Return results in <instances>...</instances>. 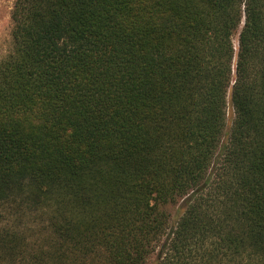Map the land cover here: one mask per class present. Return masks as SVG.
<instances>
[{"label":"trees","instance_id":"trees-1","mask_svg":"<svg viewBox=\"0 0 264 264\" xmlns=\"http://www.w3.org/2000/svg\"><path fill=\"white\" fill-rule=\"evenodd\" d=\"M11 21L0 264H264V0H15Z\"/></svg>","mask_w":264,"mask_h":264},{"label":"rangeland","instance_id":"rangeland-1","mask_svg":"<svg viewBox=\"0 0 264 264\" xmlns=\"http://www.w3.org/2000/svg\"><path fill=\"white\" fill-rule=\"evenodd\" d=\"M15 0H0V54H4L8 51L11 43V12ZM235 43L238 45V36L235 38ZM228 122L233 121L234 112L229 107ZM232 123V122H231ZM183 208V202L178 201L176 203L167 204L165 210L170 216V224H174L176 218L180 214ZM159 247L154 251V253L148 258L145 264H153L157 258V253Z\"/></svg>","mask_w":264,"mask_h":264},{"label":"water","instance_id":"water-1","mask_svg":"<svg viewBox=\"0 0 264 264\" xmlns=\"http://www.w3.org/2000/svg\"><path fill=\"white\" fill-rule=\"evenodd\" d=\"M238 48V47H237Z\"/></svg>","mask_w":264,"mask_h":264}]
</instances>
